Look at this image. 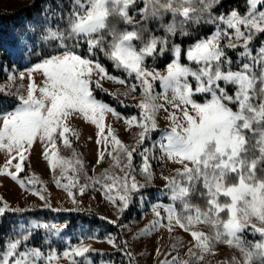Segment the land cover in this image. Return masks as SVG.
Here are the masks:
<instances>
[{
    "label": "snow or ice",
    "instance_id": "obj_1",
    "mask_svg": "<svg viewBox=\"0 0 264 264\" xmlns=\"http://www.w3.org/2000/svg\"><path fill=\"white\" fill-rule=\"evenodd\" d=\"M221 3L222 0H71L67 30L48 29L42 38L44 42H55L56 51L41 54L40 62L27 73H19L18 77L8 73L11 84L27 77L26 88H17L13 93L0 86V94L14 96L17 101L12 111L0 112V152L5 155L0 176L26 187L19 176L30 166L32 151L39 142L43 145L41 156L53 173L59 168L61 178H67L69 170L75 174L67 183L54 177L73 205L79 203L77 195L83 196L89 189L100 191L117 212L116 220L101 219L123 227L118 223L121 216L136 202L134 197L143 198L142 190L154 178L153 161L167 158L180 165L174 175H162L166 181L163 191L173 203L153 204L156 219L143 231L166 228L171 233L178 227L191 236L192 246L186 247L189 258L181 259L179 249L173 245L160 264H202L206 256L215 254L216 243L241 254L239 259L233 256L221 264H264V179L257 175L264 172V44L258 49L250 46L264 34V0H246L244 15L235 10L227 16L213 15V9ZM141 4L143 7H138ZM134 14L140 15L142 21L135 22ZM169 14L172 22L165 24L164 17ZM114 20L125 25L123 31ZM149 20L160 22L163 35L145 38L148 29L143 22ZM218 22L233 31L221 30ZM202 23L215 25L216 31L211 38L198 40L187 49V60L196 64L193 68L181 63V45L173 37H190L192 33L187 28ZM68 40H72L71 45ZM237 49L241 63L232 70L228 50ZM166 53L174 58L163 73L149 65V60L154 65ZM104 60L111 63L113 72H109ZM116 71L119 76L114 74ZM36 72L41 74L42 84L32 75ZM103 81L118 83L127 91L107 93ZM157 82L162 92L156 91ZM96 89L113 95L123 107L138 109L136 114L123 117L129 129H138L134 144L123 143L105 124L106 114L117 118L121 114L98 100ZM129 98L138 102L129 104ZM161 112L168 121L165 128L158 123ZM75 119L95 126L96 144L102 146L97 164L110 157V168L118 169V174L105 169L99 176L90 177L75 150L72 160L58 155V140L71 148L70 136L79 139V132L71 126ZM157 132L160 138L154 140ZM137 157L139 165L135 163ZM80 173L84 183H80ZM137 175L145 182L141 183ZM233 179L235 182L230 183ZM27 183L33 186V194L51 208L43 190L35 187L36 178L27 177ZM198 185L203 188L206 209L191 203ZM23 211L0 198V217ZM200 223L208 225L212 232L196 230L194 226ZM40 228L49 229V225L32 223L25 228L20 224L18 235L7 239L0 248V264H54L61 258L69 264H95L91 255H110L83 243L70 245L62 253H45L28 244ZM246 233L258 235L259 239L249 241ZM106 243L132 264L129 241L110 235ZM156 252L159 254V248Z\"/></svg>",
    "mask_w": 264,
    "mask_h": 264
},
{
    "label": "trees",
    "instance_id": "obj_2",
    "mask_svg": "<svg viewBox=\"0 0 264 264\" xmlns=\"http://www.w3.org/2000/svg\"><path fill=\"white\" fill-rule=\"evenodd\" d=\"M7 1L9 0H0V65L5 69L0 71V83L8 80L7 75L9 72L16 74L27 70L40 62L42 59L41 54L47 56L56 51L55 42H44L42 38L47 35L48 29L56 30L59 28L61 31L67 30L68 14L71 5V0H32L29 4L18 9L7 10L3 7ZM138 7H143V5H138ZM213 10L214 12L220 13H231V11L237 10L239 13L245 14L247 11L246 0H222V3ZM61 14L63 15V19L60 18ZM179 19L180 17L178 16L177 20ZM141 21L142 17L140 15H135V22ZM171 22V14L166 15L164 17V23L168 24ZM113 23L116 24L121 31L124 30L125 25L122 22L114 20ZM128 27L129 29L131 28V26ZM143 27L148 29V31L144 32L145 38L152 34L157 36L163 35V30L160 27L159 21L149 20L143 22ZM187 30L192 33L190 37H181L177 35L173 37V40L175 43L181 45V63L195 68L196 64L187 60L186 51L198 40L209 38L214 30L208 25H191ZM68 44L71 45L72 40H68ZM261 44H264V34L258 35L256 39V45L260 46ZM17 48L21 50L19 54L16 53L15 55L14 50ZM77 51L82 53L83 49H77ZM173 58L171 53H166L162 59H157L154 65L151 60H149L148 63L158 70H165L166 64L170 63ZM231 60L232 63L230 66L232 70H236L240 64L237 63L236 59ZM104 63L107 65L109 72H113L111 63L106 60H104ZM114 74L119 76L120 72L116 71ZM123 91H127L125 86H122L112 94ZM107 93L96 89L94 95L98 100L108 103L124 116L133 115L138 112V109L135 107H123L117 103L113 95ZM196 99L199 102H203V99L199 96H197ZM127 102L129 104H135L134 100L131 98H129ZM16 103L17 101L14 96L0 94V112L6 113L12 111ZM158 138L159 133L157 132L154 134L153 139L157 140ZM148 146H151L150 143ZM135 163L139 165L140 161L138 157ZM100 174H102V171L99 173L97 172V176ZM257 175L261 179H264V172H258ZM137 176L144 180L142 176ZM232 182H235V180L233 179L230 181V183ZM197 187L199 190L192 196L191 203L201 209H206V199L201 196L203 188L200 185ZM158 189V187L154 186L152 180L149 186L142 190L143 199L138 197L134 198L136 202L125 211L118 221L123 227H116L106 220L101 219V216L95 213L76 210L56 212L50 208H44L40 210H26L21 213H7L3 217H0V248H2L7 239L15 238L18 235L20 224H23L25 228H27V226L32 223L49 225V229L40 228L36 230L33 237L28 242L30 246L40 248L41 251L45 253L50 250L62 253L63 250L70 245H77L89 240H105L110 235L125 240L124 233L136 227L145 218L151 204L160 200L156 197ZM142 200H144V203H142ZM223 201L224 198L221 199V202ZM163 202L167 204L173 203L170 199H165ZM176 206L179 209V205L177 204ZM200 230L207 232V234L212 232V229L206 224H204ZM258 239L259 237L249 238L248 240L254 241ZM130 251L132 253L131 245ZM100 252L110 255H91L95 264H102V262L121 264L122 261L123 264H128L127 257H124L123 254L116 253V251ZM231 258L232 256H229L223 261L230 260ZM132 264H136L134 257L132 259Z\"/></svg>",
    "mask_w": 264,
    "mask_h": 264
},
{
    "label": "rangeland",
    "instance_id": "obj_3",
    "mask_svg": "<svg viewBox=\"0 0 264 264\" xmlns=\"http://www.w3.org/2000/svg\"><path fill=\"white\" fill-rule=\"evenodd\" d=\"M32 0H9L4 4V8L7 10H15L24 5H27ZM237 11V10H236ZM238 12V11H237ZM222 13V12H221ZM220 12H214L213 15L221 14ZM225 13V12H223ZM222 13V14H223ZM239 13V12H238ZM229 15L230 13H225ZM240 15H244L239 13ZM246 14V13H245ZM221 30L225 32H232L227 28V25L223 22H218ZM206 25V24H200ZM197 26V25H196ZM210 26V25H208ZM212 27V26H210ZM213 28V27H212ZM215 33L216 26L213 28ZM213 34L209 37L211 38ZM256 39L251 42V47L256 49L259 46L256 45ZM233 43H238L240 45L243 44V41H232ZM222 43L226 44L227 40L222 41ZM20 48L14 50L16 53H20ZM239 49L237 51L228 50V56L231 59H236L237 63H241V59L238 57ZM232 55H236L232 58ZM247 62V61H245ZM194 63L195 62H191ZM34 67V66H33ZM31 67V68H33ZM29 68V69H31ZM24 70L22 72L16 73L17 77L19 73H27L29 70ZM162 73L165 70H159ZM38 84L43 83V78L39 72L32 74ZM27 77L24 80L17 79L15 84H11L8 80L5 82H1L0 86H6L8 91L13 93L16 92L17 88H26L28 83ZM103 87L109 93L116 92L122 85L118 83H114L111 81H103ZM156 91L162 92V89L159 86V82L156 84ZM169 95H171L169 93ZM138 100H134V103H137ZM163 103V101H161ZM171 110V109H170ZM121 114V113H120ZM124 115L121 114V118H117L112 114H106L105 124L110 125L118 138L125 143L126 145L134 144V136L138 129L133 126L132 128H128L124 123ZM158 123L160 128H165L168 126V121L164 118V113L161 112L159 114ZM71 126L75 128L79 132V139L70 136V139L73 140V144L71 148H65L61 141H57L58 145V155L63 158L72 160L74 159L72 156L73 150L79 153V159L82 161L85 170L87 171L88 176L96 177L97 172L102 173L105 169H109L112 163L110 157H105V160L101 164H97V156L98 150L102 147L101 145L96 144L97 129L94 125L90 124L83 119H75L71 121ZM160 138V137H159ZM158 138V139H159ZM157 139V140H158ZM43 149V145L41 143H36L31 155V164L26 167L25 172L21 173L19 179H24L26 183V187H21L19 183L13 181L10 177L0 176V198L3 201H6L10 204L11 207H19L21 209L26 210H40L44 208H49L45 206L44 201L40 200L37 195H34L32 192V185L27 183V177H35L37 183L35 187L37 189L43 190V195L48 199L51 204L50 209H60V211L56 212H69V211H80V212H91L95 213L101 217H106L108 220H116L117 212L112 206L110 202H108L103 193L96 190L89 189L85 195L79 196L77 195V200L79 201L78 205H73L71 199L67 196L66 192L62 187H58L55 183V178H61V173L59 168L53 173L47 162L42 158L41 151ZM155 155L159 156V151L155 152ZM5 160L4 153L0 152V167H2ZM180 165L174 162H170L165 158L164 161H153V171L154 178L153 183L155 187H158V191L156 192L157 199L155 203H162L167 205V203L163 202L165 199H169L163 189L165 187L166 181L162 178V175L171 176L175 174V169L179 168ZM113 173L118 174V169H111ZM74 175L71 170L67 173V178H61V183H67L69 178H74ZM137 179L143 183L145 182L143 179L137 176ZM80 183H84L83 173L79 174ZM135 198V197H134ZM140 198V197H138ZM141 199V198H140ZM143 199V198H142ZM223 199V197H221ZM144 203V200H142ZM153 203V204H155ZM150 206L149 211L147 212L145 218L134 228L126 231L124 233L125 240L129 241L132 248V255L134 257L136 264H160V261L165 258V253L168 252L173 245L179 249L180 258L188 259V254L186 251V247H191L192 245L189 243L191 241V236L188 233L180 230L178 227L174 228V231L169 233L166 228H157L153 231H149L144 233V229H146L150 222H152L155 218L152 212V205ZM166 215V214H164ZM204 223H200L195 225L196 230H200ZM201 231V230H200ZM203 231V230H202ZM205 232V231H204ZM207 234V232H205ZM210 234V233H209ZM247 240L249 238H257L258 235L254 236L251 233H246ZM106 240H89L86 242H82L85 245H90L92 248L98 251H115ZM159 248V254H157L156 249ZM215 254L206 256L205 260L202 264H221V261L226 259L229 256H235L237 259L240 258L241 254L238 250L234 248H230L229 246L221 243H216L215 245ZM79 259V258H78ZM54 264H69L67 259H59L54 262ZM103 264H112V263H103ZM195 264V263H194Z\"/></svg>",
    "mask_w": 264,
    "mask_h": 264
},
{
    "label": "built area",
    "instance_id": "obj_4",
    "mask_svg": "<svg viewBox=\"0 0 264 264\" xmlns=\"http://www.w3.org/2000/svg\"><path fill=\"white\" fill-rule=\"evenodd\" d=\"M222 14V13H221ZM221 14H218V15H221ZM223 15L227 16V14L223 13ZM214 28L215 25H210ZM236 55H232V58L235 57Z\"/></svg>",
    "mask_w": 264,
    "mask_h": 264
}]
</instances>
